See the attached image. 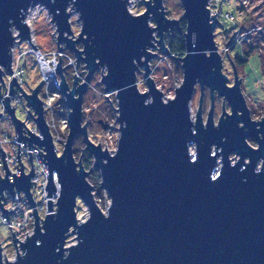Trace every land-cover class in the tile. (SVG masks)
Segmentation results:
<instances>
[{"label": "water", "instance_id": "1", "mask_svg": "<svg viewBox=\"0 0 264 264\" xmlns=\"http://www.w3.org/2000/svg\"><path fill=\"white\" fill-rule=\"evenodd\" d=\"M208 1L181 0L182 18L186 21L185 52L180 57L172 56L175 63L181 60L183 79L175 87L174 96L165 99L149 76L148 60L156 55L149 48L154 46L156 32L155 41L161 45V52L170 54L164 44V32L178 31L180 22L166 17L163 0H145L141 14L129 12L127 0H0V66L12 73L9 49L15 40L13 30L18 28L20 40L30 41V27L24 23V16L29 7L40 3L48 9L56 26L57 48L61 50L58 44L65 42L76 64L83 61L87 69L83 81L74 74L70 86L64 78L60 56L58 63L53 62L61 82L54 81L66 106L69 124L59 156L37 97L46 77L29 95L14 76L9 82L8 94L13 95V84L18 85L27 104L38 114L35 121L42 136L34 135L26 126L30 137L21 134L23 121L15 117L9 96L4 97L3 105L16 126L20 169L19 176L12 173L13 181L9 182L11 171L0 148L6 171L5 177L0 178V198L4 200V189L13 196L14 190L24 191L25 201L33 208L35 226L31 236L19 241L22 252L18 251L16 230L11 233L16 255L11 260L4 255V261L0 257V264H264V115L258 121L250 117L234 65L231 86L228 76L222 73V58L214 40L219 20L209 9ZM69 8L75 10L81 25L76 38L65 35L72 33ZM150 16L156 26L148 23ZM76 44H81V48ZM139 66L144 68L146 91L137 87ZM99 67L106 68L103 75L101 72L104 92L115 93L117 102L114 110L118 111L119 137L113 152L95 144L89 138L87 123H82L83 94ZM2 75L0 68L1 81ZM196 83L201 93L192 119L190 102ZM205 86L211 108L203 122ZM214 93L225 98L230 107V112H223L222 103V114L215 124ZM98 123L103 129L108 126L101 119ZM78 135L93 156V167L98 169L101 187L110 199L106 212L93 197L86 178L89 171L73 156V142ZM248 136L257 139V147L247 142ZM20 139L29 150L32 142L45 149L43 154L37 148V154L46 158V162L41 160L49 169L46 196L51 197L56 191L52 171L57 172L60 191L55 212L52 199H46L47 214L43 220L29 191L34 184L30 180L34 173L31 153L28 152L31 171L25 174L19 159ZM231 153L238 156L235 161L231 160ZM19 198L18 191V201ZM77 198L88 210L83 221L77 218ZM0 209L8 220L2 203ZM68 232L75 234V243L65 246Z\"/></svg>", "mask_w": 264, "mask_h": 264}, {"label": "rangeland", "instance_id": "2", "mask_svg": "<svg viewBox=\"0 0 264 264\" xmlns=\"http://www.w3.org/2000/svg\"><path fill=\"white\" fill-rule=\"evenodd\" d=\"M127 8L129 12L135 14H141L145 11V0H127ZM219 14H218V24L214 29V40L217 45V51L220 53L222 58V73L229 75V81H233L232 74V65L230 63V58L234 59L238 57L243 61L242 65L237 67V74L239 79L241 78V91L245 96L246 105L249 107L250 117L254 120H258L264 112V71H263V62H264V0H219L217 2ZM163 9L166 12V17L179 19L182 18L184 14L183 6L181 0H163ZM26 14V19L24 23L30 27V35L32 34L35 38L37 48L49 53L57 49L56 42L58 41L56 26L51 21V16L48 12V9L45 5L37 3L36 6H31L28 9ZM70 12V26L72 28V33L67 34L66 36L76 38L80 32L81 25L77 20L78 15L75 10L72 8L68 9ZM233 13L235 15V20L231 21L225 17V13ZM184 20V19H183ZM148 23L151 26H156L154 23L153 16H150ZM249 29L250 42L244 41V43H236L233 48H230L225 52V47L228 44V40L233 37L235 34H243L246 30ZM255 29V30H253ZM54 32V33H53ZM19 33L18 28L15 27L13 30V35ZM53 33L52 37L51 34ZM171 34V35H170ZM172 33L170 31L164 32V44L166 48L168 47V40L172 39ZM19 39V37H18ZM154 39H158V33L154 32ZM20 40V39H19ZM18 40V41H19ZM21 44H16L15 55L19 54L21 50H27L29 47L28 43L25 40ZM152 40L154 46L150 47V51L156 55H153L148 60V66L150 67L149 76L152 77L157 88H159L165 99L174 96L175 87L181 84L183 79L182 76V65L181 60L174 62L173 56L170 54H164L161 52V45ZM65 48V42H60L58 46ZM257 46L256 50L251 53L249 56H245V50L249 47ZM19 47V48H18ZM76 47L81 48V44H76ZM168 49V48H167ZM65 51L69 53V56L73 58V64L70 67L66 68V74L70 78L69 85L72 84V79L74 74L79 76V81L82 82L87 69L85 68L84 62H79L76 64V58L72 51H69L65 48ZM228 54V55H227ZM184 55V54H183ZM181 54L174 55V57L183 56ZM229 56V57H228ZM30 63V76L32 77V84H37L39 80V73L36 70L35 60L27 54V56L22 57L23 59ZM263 59V62H262ZM76 66V67H75ZM227 69V70H226ZM144 68L139 66V70L136 72L137 78V87L141 91H146V80L143 76ZM106 68L99 67L91 77L85 93L83 94L82 99V123H87L88 125V134L89 138L96 144L102 146L103 149H108L110 152H113L117 147V138L119 137L118 127L119 122L117 121L116 114L118 111H115L117 102L115 100V93L113 92H104L103 84L101 82V76L105 73ZM102 72V75H101ZM98 82V83H97ZM107 96L110 101V106L104 101ZM200 89L196 84L194 92L192 93V99L190 102V108L192 109V119L195 118L196 112L198 111V102L200 99ZM213 99V118L214 124L217 123L218 117L222 113V103L224 111L230 112V107L225 102L223 97L216 95L214 93ZM202 100V112L201 117L203 122H206V116L210 111V97L208 88L205 87L203 92ZM263 102V103H261ZM15 115L18 118L26 119L27 113L22 109L21 105H18ZM103 120L104 123H108L106 129L102 128V125L98 123V120ZM0 127L5 130H13V126L9 121H2ZM116 128V129H115ZM248 141L255 146L253 140L248 138ZM79 148H85L83 139L78 135L73 142ZM193 151V146L191 147ZM77 153V154H76ZM78 152H73V156L78 161ZM60 155V154H59ZM58 155V156H59ZM238 156L234 153L230 154L232 161H235ZM93 163V156H92ZM262 160L258 162V167H260ZM95 167L92 166L91 169ZM96 169V168H95ZM88 170V169H86ZM99 174L98 169L95 171ZM91 184L93 197L99 205L100 209L106 212L107 207L109 206L110 199L108 198L107 192L104 188L101 187V179L94 178L88 179ZM76 214L79 221H83L88 217V210L85 204L80 199H76ZM72 228V227H70ZM13 235L11 234L10 229L7 225L0 223V254L2 255L3 261L4 258L13 259L16 255V248L12 243ZM75 243V234L68 232L66 240L64 242L65 246ZM19 252H22L21 249H18ZM5 255V257H4Z\"/></svg>", "mask_w": 264, "mask_h": 264}, {"label": "built area", "instance_id": "3", "mask_svg": "<svg viewBox=\"0 0 264 264\" xmlns=\"http://www.w3.org/2000/svg\"><path fill=\"white\" fill-rule=\"evenodd\" d=\"M219 0H209L208 1V7L211 9L212 13H216L217 18L219 14L218 2ZM28 11V10H27ZM225 17L228 20H235V15L233 13H225ZM255 30V29H253ZM249 29L246 30L243 34H235L231 39H229L228 44L224 48L226 52L233 48L236 43H244V41L250 42V36H249ZM18 34V33H17ZM16 33L13 35L14 42L9 50H11V65L10 69L12 71L9 72L6 67L0 66L2 69L3 75H2V81L0 80V125L2 121H9L11 123V126H13V130H5L2 127H0V148L4 151V159L6 160V166L7 169L10 172V175L8 176V181L12 180V173H16V176H19V171L17 169H20V164L16 159V154L18 151V138L16 137V126L14 124L12 116L8 113V111L5 108V105H3L2 100H4V97L9 96V104L10 108L14 107V115L15 111L18 107V105H21L22 109L27 113L26 119L18 118L17 115L15 117L23 121V125L21 130V134L30 137L29 134H27V129L29 131H32L34 135L41 137L42 133L39 130V125H37V122L35 119L38 117V114L35 113L34 108L31 105L27 104L26 98L24 94L21 92V89L26 94H31V89H35L41 80V86L38 90L37 97L42 103V114L44 117L45 124L48 126L49 134L52 138L53 146L55 147V152L57 155L61 154L64 148V143L67 137V133L69 130V124H68V113H66L67 109L64 104V102L61 99V93L59 92L58 87L56 86V82L60 81L59 72L56 68H53V62L58 63L59 62V56L61 59V65L63 66V75L65 80L67 82L70 80V78L67 76L66 68L70 67L71 64H73V58L69 56V53L65 51V48L62 47L61 50L59 48L47 53L36 46L35 38L33 35H29V39H26L25 42L28 43L29 47L27 50H21L19 54L15 55V47L16 44H21L24 41L20 40L19 43L17 42L20 37ZM19 37V39H18ZM34 47L39 50L37 53ZM30 55L33 60H35V66L36 70L39 73V80L37 84H32V77L30 76V63L26 58L21 60L22 57ZM67 65V66H66ZM65 66V67H64ZM52 71V73H51ZM15 77V82H18L21 89L18 85L13 84V90L11 94H8L9 86H10V80L12 77ZM79 79V76H76ZM83 79V78H82ZM55 80V81H54ZM3 82V83H2ZM69 83V82H68ZM5 85V86H4ZM5 92V94H4ZM30 112L31 115L28 114ZM27 127V129L25 128ZM33 146L31 150H29V147L25 145L23 147V139L19 140V159L20 162H22V169L25 174H28L31 171V164L29 160V154L31 153L32 158V166L34 169L33 176L30 177L31 182L34 181V184L31 185L29 191L31 192L32 202H35V209L36 212L41 220L44 219L46 212V199H52L53 209L52 211L55 212L56 208V199L59 196L60 191V185L57 179V173L56 170L53 169L52 171V179L53 184L55 186L54 193H52V196H46L47 191L45 189L46 184L48 182L49 178V169L47 168V164L44 163L41 158H43V155L38 157L37 154V148L38 150L45 154V149L41 145V147H37V144L32 142ZM44 159V158H43ZM46 162V158L44 159ZM3 160L1 159V151H0V178L5 177L6 171L2 167ZM48 173V174H47ZM14 196L12 193L8 192L6 189L2 190L4 200L3 198H0V203L3 204V208L7 209L8 211V220L6 218V215L3 214L2 210L0 209V223L7 225L10 229L11 233L14 232V235L16 237L17 246L19 245V241L22 243L24 241V238L28 236H31L34 230V216H32V210L33 208L30 205V202H26L24 199L25 192L19 191V201H18V191L14 190ZM11 209H13L11 211ZM11 211V212H10ZM39 219V222L41 223V220ZM9 222V223H8ZM20 249V246H18ZM1 255V254H0ZM2 256V255H1ZM8 259V258H6Z\"/></svg>", "mask_w": 264, "mask_h": 264}, {"label": "trees", "instance_id": "4", "mask_svg": "<svg viewBox=\"0 0 264 264\" xmlns=\"http://www.w3.org/2000/svg\"><path fill=\"white\" fill-rule=\"evenodd\" d=\"M179 30L178 31H173L172 32V39L168 40V51L169 53H171V55H183L185 52V43H184V34H185V27H186V21L181 19L179 21ZM257 46L255 45V47H249L247 50H245V56H249L251 53H253V50H256ZM236 62L239 64H243L238 57H235ZM263 62V59H262ZM263 71H264V62H263ZM106 104L108 106H110V101L105 97L104 98ZM80 149V153H78V161L81 162L82 167H84V169H88L89 174L86 176L87 179H94V178H99V174L96 173V169L92 168L93 163H92V156L91 154L85 149V148H79L77 145L74 144L73 147V152H78V150ZM77 154V153H76ZM76 156V155H75Z\"/></svg>", "mask_w": 264, "mask_h": 264}, {"label": "flooded vegetation", "instance_id": "5", "mask_svg": "<svg viewBox=\"0 0 264 264\" xmlns=\"http://www.w3.org/2000/svg\"><path fill=\"white\" fill-rule=\"evenodd\" d=\"M230 63H231V65L233 64L234 65V67H235V70H236V72H237V67L238 66H240V65H242V64H239V63H237L236 62V59L234 58V59H231L230 58ZM224 64V63H223ZM227 70V69H226ZM226 74V73H225ZM232 74H233V66H232ZM227 76H228V81H227V83H228V85H232L233 84V81L232 82H230L229 80V75L228 74H226ZM238 78H239V76H238ZM233 79H234V74H233ZM239 81H240V79H239ZM197 85H198V83H196ZM199 86V85H198ZM195 87H196V85H195ZM205 87H207V86H205ZM205 87H204V89H205ZM208 88V87H207ZM199 89H200V86H199ZM204 89H203V92H204ZM208 92H209V89H208ZM200 93H201V89H200ZM203 96V95H202ZM218 96V95H217ZM209 97H210V94H209ZM203 100V99H202ZM224 100H225V102L227 103V101H226V99L224 98ZM210 101H211V97H210ZM261 103H263V102H261ZM210 104H211V102H210ZM228 104V103H227ZM202 105V104H201ZM211 106V105H210ZM228 107H229V105H228ZM226 111V110H225ZM225 111H223V112H225ZM227 112V111H226ZM222 114V113H221ZM220 114V115H221ZM263 115H264V112H263V114H262V116L260 117V118H258V119H261L262 117H263ZM219 118V117H218ZM256 121H258V120H256ZM248 138H250L251 140H253V142L255 143V146H253L249 141H248ZM246 139H247V142L252 146V147H257V145H258V143H257V139L256 138H254L253 136H248V137H246ZM261 160V159H260ZM260 162V161H259Z\"/></svg>", "mask_w": 264, "mask_h": 264}, {"label": "bare ground", "instance_id": "6", "mask_svg": "<svg viewBox=\"0 0 264 264\" xmlns=\"http://www.w3.org/2000/svg\"><path fill=\"white\" fill-rule=\"evenodd\" d=\"M127 5H128V4H127ZM28 11H29V10H28ZM26 14H27V12L25 13V16H26ZM25 16H24V17H25ZM25 19H26V17L24 18V20H25ZM19 37H20V36H19ZM77 79H78V78H77ZM56 173H57V172H56ZM59 185H60V184H59ZM0 257H1V256H0ZM1 260H3L2 257H1Z\"/></svg>", "mask_w": 264, "mask_h": 264}, {"label": "snow or ice", "instance_id": "7", "mask_svg": "<svg viewBox=\"0 0 264 264\" xmlns=\"http://www.w3.org/2000/svg\"><path fill=\"white\" fill-rule=\"evenodd\" d=\"M213 179H215V177H213Z\"/></svg>", "mask_w": 264, "mask_h": 264}]
</instances>
